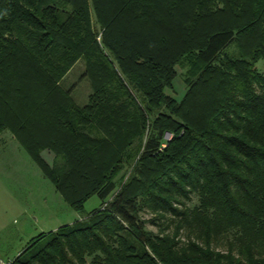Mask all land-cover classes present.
<instances>
[{
    "label": "trees",
    "instance_id": "obj_1",
    "mask_svg": "<svg viewBox=\"0 0 264 264\" xmlns=\"http://www.w3.org/2000/svg\"><path fill=\"white\" fill-rule=\"evenodd\" d=\"M81 59L84 107L62 86ZM260 62L264 0H0V133L76 211L104 202L12 264H264Z\"/></svg>",
    "mask_w": 264,
    "mask_h": 264
},
{
    "label": "rangeland",
    "instance_id": "obj_2",
    "mask_svg": "<svg viewBox=\"0 0 264 264\" xmlns=\"http://www.w3.org/2000/svg\"><path fill=\"white\" fill-rule=\"evenodd\" d=\"M230 50L235 51L236 47L233 46ZM257 66L264 72V62L258 63ZM86 68L85 60H79L62 81L64 89L70 92L80 107L89 103L93 92ZM187 69L177 66L178 76L173 87L167 89L168 94L178 99L184 96L187 89ZM33 124L34 130L36 126L44 123L34 121ZM37 130L35 133L43 137V133ZM172 136L167 134L166 140H171ZM41 156L48 164H53L55 154L51 149H45ZM133 168L134 165L124 166L115 178V190L105 202L111 201L121 190ZM103 203V200L95 195L85 203L84 212L76 211L32 159L19 138L9 130L0 133V259L13 261L27 248L30 241L40 234L55 232L64 225L84 219ZM198 203L199 196L196 194L188 202L191 207ZM142 216L149 220L153 215L145 211ZM147 228L159 232L158 226L153 223H148Z\"/></svg>",
    "mask_w": 264,
    "mask_h": 264
},
{
    "label": "built area",
    "instance_id": "obj_3",
    "mask_svg": "<svg viewBox=\"0 0 264 264\" xmlns=\"http://www.w3.org/2000/svg\"><path fill=\"white\" fill-rule=\"evenodd\" d=\"M13 261L12 260H6V259H0V264H12Z\"/></svg>",
    "mask_w": 264,
    "mask_h": 264
}]
</instances>
